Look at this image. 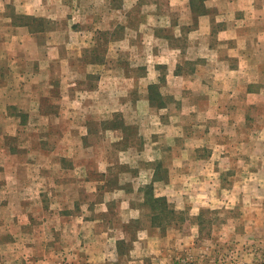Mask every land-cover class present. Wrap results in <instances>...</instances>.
I'll return each mask as SVG.
<instances>
[{"label":"rangeland","instance_id":"374dc122","mask_svg":"<svg viewBox=\"0 0 264 264\" xmlns=\"http://www.w3.org/2000/svg\"><path fill=\"white\" fill-rule=\"evenodd\" d=\"M196 2L0 0V264H264V0Z\"/></svg>","mask_w":264,"mask_h":264},{"label":"crops","instance_id":"0c3cea01","mask_svg":"<svg viewBox=\"0 0 264 264\" xmlns=\"http://www.w3.org/2000/svg\"><path fill=\"white\" fill-rule=\"evenodd\" d=\"M231 3H232V7H230V8H227V9H222V10H220L221 12H224L225 13V15H231V16H235V17H237L238 15H244V13L243 12H245V11H243V10H249V9H244L243 7H236L235 6V4H236V2L237 1H241V0H229ZM239 3L240 2H238L237 4L239 5ZM256 11H260V13H258V18H260L261 17V14H262V12L264 11V9H261V10H256ZM257 14V13H256ZM237 30H239L238 28H237V26H236V28H235V30L232 28V27H230V26H227V28L226 29H224L223 30V32H227V33H229V35L228 34H226V41H228L229 42V40H233L234 42L236 41V39L237 38H240V37H242V39L244 40H246V36H243V34H237ZM240 30H241V28H240ZM3 43H4V41H3ZM1 49V48H0ZM0 79H2L3 80V78L1 77ZM0 86H2L1 84H0Z\"/></svg>","mask_w":264,"mask_h":264},{"label":"trees","instance_id":"16d2710c","mask_svg":"<svg viewBox=\"0 0 264 264\" xmlns=\"http://www.w3.org/2000/svg\"><path fill=\"white\" fill-rule=\"evenodd\" d=\"M191 3H192L193 11H195V12H200V9H198V8H200V6H199V5L197 6L198 3L196 2V0H191ZM203 11H204V10H203ZM203 11H201V12H203ZM155 88H157L156 85H151V86H150V89H151V98H152L153 95H154ZM156 201H158V199H157ZM156 205H157V204H153V203H152V206H153L154 209H157Z\"/></svg>","mask_w":264,"mask_h":264}]
</instances>
